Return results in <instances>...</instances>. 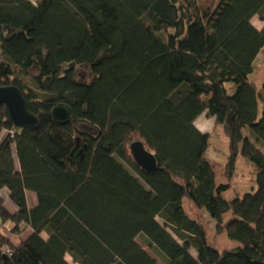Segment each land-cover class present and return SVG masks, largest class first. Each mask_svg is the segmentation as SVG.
Masks as SVG:
<instances>
[{"label":"trees","instance_id":"1","mask_svg":"<svg viewBox=\"0 0 264 264\" xmlns=\"http://www.w3.org/2000/svg\"><path fill=\"white\" fill-rule=\"evenodd\" d=\"M256 16L264 22V0H0V86H17L40 121L17 127L0 103V135L15 131L0 139V264H70L67 254L160 264L140 236L167 264L264 262V83L259 92L249 80L264 47ZM85 65L89 82L76 78ZM60 103L72 110L64 125L53 117ZM204 113L228 138V177L239 154L256 165L252 191L224 197L231 183H217L211 136L195 124ZM134 141L155 154V170L134 160ZM185 198L242 246L213 247ZM24 227L18 245L3 232Z\"/></svg>","mask_w":264,"mask_h":264},{"label":"rangeland","instance_id":"2","mask_svg":"<svg viewBox=\"0 0 264 264\" xmlns=\"http://www.w3.org/2000/svg\"><path fill=\"white\" fill-rule=\"evenodd\" d=\"M253 24L258 25H264V22L256 16L253 20ZM68 66V65H66ZM76 78L80 81L89 82L91 79V73L88 66H77V73ZM249 80L253 82L257 90L259 92L263 91V83H264V47L258 54L255 62H254V70L249 75ZM226 87L229 90V93H233L236 90V85L234 82H227ZM262 115V104L260 108V116ZM197 127L203 132L209 133L211 138L209 141V147L205 154V157L212 163L214 170L216 172V179L217 183H226L228 180L231 183V188L224 192V197L227 199L229 198H235L236 196L240 195L242 196L245 192L252 191L257 187L256 184V165L254 162H252L249 158L243 156L242 154H239L237 163H236V169L232 177H228L226 174V163L229 156V145H228V138L225 135V132L222 128V126H218L216 123V120L214 117L208 116L206 113L201 115L197 119ZM8 133L7 130L3 131V134L0 135V139H3L4 136ZM252 140H254L251 137ZM259 149H261L264 152V146L262 144H256ZM14 156H15V163L17 169L20 168L18 156L16 153V148L14 146ZM126 167L137 177L138 174L134 171V169L128 165V163L120 159ZM140 178V177H139ZM142 182L145 184V182L142 180ZM146 185V184H145ZM147 186V185H146ZM2 198L5 201V204L10 206L12 203L9 198L8 190H3L1 192ZM184 206L185 210L188 212V214L194 218L200 221L207 229L210 243L213 247L220 251L225 250H234L238 249L242 246V243L236 240H232L228 237L227 233H219L217 234V221L214 220L209 212L205 209H198L195 208L190 200L188 198H185L184 200ZM229 218V217H228ZM227 218V219H228ZM1 219V218H0ZM160 222L162 220L158 218ZM3 232L5 234H8L15 243H19L22 241L23 238H25L28 234L31 233L29 228L24 227L23 233L21 236H13L10 235L7 230L3 229ZM42 236L45 238H48L47 233H42ZM137 241L140 243L141 246H143L153 257H155L160 264H167L165 259L153 248H150L148 245L147 240L140 236L137 238ZM191 253L197 257V252L194 249H191ZM72 261V260H71ZM74 261V260H73ZM72 261V263H74ZM76 263V262H75Z\"/></svg>","mask_w":264,"mask_h":264},{"label":"water","instance_id":"3","mask_svg":"<svg viewBox=\"0 0 264 264\" xmlns=\"http://www.w3.org/2000/svg\"><path fill=\"white\" fill-rule=\"evenodd\" d=\"M0 103L5 104L14 124L20 128H37L39 118L29 110L27 100L22 91L15 85L0 86ZM54 120L59 124H67L72 120V110L67 103H60L53 109ZM134 160L146 171H153L158 163L155 154L145 147L142 141H134L130 145ZM255 264H264L255 260Z\"/></svg>","mask_w":264,"mask_h":264},{"label":"crops","instance_id":"4","mask_svg":"<svg viewBox=\"0 0 264 264\" xmlns=\"http://www.w3.org/2000/svg\"><path fill=\"white\" fill-rule=\"evenodd\" d=\"M34 2H35V0H33ZM255 18V17H254ZM253 18V19H254ZM253 22V21H252ZM256 26V25H255ZM257 28H259V29H262L263 27H264V25H258V26H256ZM195 124L197 125V120H196V122H195ZM198 126V125H197ZM199 128V127H198ZM16 164V163H15ZM4 190H6V189H4ZM8 193H9V191H8ZM28 193V197H29V203H30V205L31 206H36L37 205V203H38V201H37V198H36V195H35V193L34 192H27ZM9 209L10 210H14L15 209V207H14V205L11 203L10 204V206H9ZM29 230L30 231H32V229L31 228H29ZM8 232V231H7ZM10 235H12V234H10ZM6 236L10 239V240H12V242L13 243H15L14 242V240L8 235V234H6ZM24 239V238H23ZM22 239V240H23ZM20 243V242H19ZM19 243H15L16 245H18ZM66 259L68 260V262L70 263V264H79V263H75L74 261H73V258L71 257V255L70 254H67L66 255ZM74 262V263H72V261Z\"/></svg>","mask_w":264,"mask_h":264},{"label":"built area","instance_id":"5","mask_svg":"<svg viewBox=\"0 0 264 264\" xmlns=\"http://www.w3.org/2000/svg\"><path fill=\"white\" fill-rule=\"evenodd\" d=\"M7 131H8V133L6 134V136H7L8 134H10L11 137H13V136L15 135V131H14V130H7ZM6 136H4L3 139H4ZM9 253L12 254L11 251H9Z\"/></svg>","mask_w":264,"mask_h":264}]
</instances>
